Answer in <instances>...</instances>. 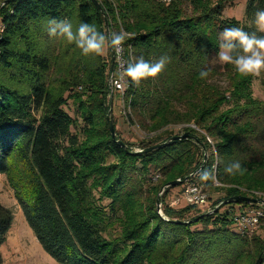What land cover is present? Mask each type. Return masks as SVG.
I'll return each mask as SVG.
<instances>
[{
	"label": "trees",
	"instance_id": "16d2710c",
	"mask_svg": "<svg viewBox=\"0 0 264 264\" xmlns=\"http://www.w3.org/2000/svg\"><path fill=\"white\" fill-rule=\"evenodd\" d=\"M165 2L103 0L99 8L92 0H10L0 6V174L39 244L59 264H254L264 248V218L246 234L232 224L237 211L257 203L231 201L208 215L197 206L162 203L170 189L195 183L210 190L208 201L216 195L212 206L251 196L260 197L264 210V99L253 96L251 75L211 64L219 32L255 31L254 13L264 0H247L243 21L224 17L223 1ZM104 14L109 22L117 18L119 27L109 32L133 34L123 47L125 62L169 57L157 77L139 86L128 81L126 120L147 134L132 143L116 130L113 138L107 126L106 103L116 92L108 82L110 57L85 56L48 33L51 19L107 33ZM60 56L63 71L53 80ZM205 67L210 75L201 79ZM212 75H223L227 86ZM69 100L75 117L66 109ZM178 125L179 132L170 129ZM184 133L189 136L150 152L136 151ZM236 161L246 171L225 173ZM205 171L212 173L207 179ZM176 179L181 183L159 194ZM12 221V211L0 204V246Z\"/></svg>",
	"mask_w": 264,
	"mask_h": 264
},
{
	"label": "clouds",
	"instance_id": "9594fccd",
	"mask_svg": "<svg viewBox=\"0 0 264 264\" xmlns=\"http://www.w3.org/2000/svg\"><path fill=\"white\" fill-rule=\"evenodd\" d=\"M252 23L255 31H245L242 27H225L218 34L219 47L216 56L219 62L234 66L236 72L241 76L259 77L264 72V9L254 13ZM48 33L50 36H61L67 42L75 44L83 55L94 54L102 56L109 49L115 52H122L127 40L134 38L133 34L124 30L119 32L99 31L95 25L81 22L75 29L70 21L55 20L49 21ZM169 57L161 56L155 62L145 60L143 56L133 57L122 65L120 79L126 87L128 81L139 86L141 80L157 77L166 67ZM211 69L205 67L199 71V77L206 79ZM225 173L235 175L243 174L246 171L239 161L233 162L224 169ZM212 175L205 171L203 178L207 179Z\"/></svg>",
	"mask_w": 264,
	"mask_h": 264
},
{
	"label": "rangeland",
	"instance_id": "374dc122",
	"mask_svg": "<svg viewBox=\"0 0 264 264\" xmlns=\"http://www.w3.org/2000/svg\"><path fill=\"white\" fill-rule=\"evenodd\" d=\"M102 1L103 0H97L100 7H101ZM112 1L114 2V0ZM162 1L165 2V0H162ZM169 1H166L165 3H168ZM210 1L211 3H214V4L217 2H222V1L225 2L223 16L227 18H235L239 21H243L244 16H245L247 0H210ZM1 5H3L2 0H0V6ZM182 7L183 8L185 7L188 13L191 12V9L188 3L184 2L182 4ZM115 15L118 16L117 11L115 12ZM104 18H106L107 20V27L104 22L105 30L106 31L108 30L107 32H109L113 28L119 27L118 24H116L115 22L117 20L115 16H114V19H111L110 22L108 21V17L106 16V14H104ZM55 55H57V53H55ZM67 55L68 54H66V56ZM110 55H111V49L105 52L104 54L105 59L107 60V58H109ZM69 57H71L70 54H69ZM58 58H59V65L56 64L55 71L52 76L53 80L58 79L59 73L60 72L62 73L63 71L62 70L63 64L61 61V56ZM211 64L213 66L223 65V63L219 62L217 56L212 57ZM58 66H60L59 70H58ZM219 69L221 72L223 71V68H219ZM108 78H109V75H108ZM211 79H214V81L221 87L227 86V81L223 75H220L219 77H215L212 75ZM54 83L58 84L59 81H54ZM252 91H253L254 97L264 99V72H262L259 77L252 76ZM75 106L76 105H74L71 100L68 101V104L66 106L68 113L73 117H75V112H74L76 108ZM106 106L108 107V109L111 108L110 120L113 124L114 130H116L125 140L130 141L132 143V141H137L147 136L146 132L142 131L137 125H131L129 122H127L126 114L130 112L129 105H128V102H126V99L120 96L119 93H116V92L113 93L112 98L109 96ZM78 123L80 124L81 121L78 120ZM190 126L195 127L194 125H190ZM180 128L181 126L179 125L170 127V129H173L174 132H179ZM73 131L76 132L77 134H80L79 129L75 128L73 129ZM215 185L218 186V184H215ZM202 186L204 189L207 190V188H205L204 185ZM181 190H182L181 187H175L173 189H170L167 193L164 194L163 196L164 200L162 201V203L163 204L166 203L169 206H171V202L176 197L180 196ZM207 192L210 193V190H207ZM215 198H216V195H213L209 203L203 206H199V207L197 206L198 210L202 211V213H205V209L209 205L212 206L210 202H213ZM0 204L9 208L13 213V221L8 231L7 238L5 242L0 246V252L2 255L1 264H59L53 258H51L49 254H47L43 250L37 238L35 237L34 233L32 232L31 228L26 223L22 210L13 194V189L10 187L7 181V178L4 174H0ZM185 205L186 204L183 201H181L175 207H182ZM259 206L262 207L261 205ZM233 209L235 210L236 207H234ZM160 212L162 213L161 209H160ZM254 231H258V226L254 229ZM262 264H264V259H263Z\"/></svg>",
	"mask_w": 264,
	"mask_h": 264
},
{
	"label": "built area",
	"instance_id": "2783aa9c",
	"mask_svg": "<svg viewBox=\"0 0 264 264\" xmlns=\"http://www.w3.org/2000/svg\"><path fill=\"white\" fill-rule=\"evenodd\" d=\"M168 1V0H165ZM0 30H2L0 28ZM115 52V51H114ZM122 52H115L114 63H115V71L112 73L111 85L112 89H114L120 96L123 97L124 91L126 87L124 86V81L120 79V74L122 71V65L125 63L124 58L122 56ZM208 142H211L210 138L207 137ZM214 184H218L216 180H214ZM209 193L206 189L203 188L200 184H187L182 190L180 196L176 197L172 202L171 206H176L181 201H183L186 205L193 206H203L209 203L208 201ZM258 205L255 207H246L242 210L237 211L233 215V228L241 234H246L252 232L259 224L262 218H264V210L261 203H257ZM212 210V206H208L205 209V212H210Z\"/></svg>",
	"mask_w": 264,
	"mask_h": 264
},
{
	"label": "water",
	"instance_id": "95a60500",
	"mask_svg": "<svg viewBox=\"0 0 264 264\" xmlns=\"http://www.w3.org/2000/svg\"><path fill=\"white\" fill-rule=\"evenodd\" d=\"M10 0H4L3 1V4L4 3H7L9 2ZM96 5L97 7L100 8V5L98 4L97 0H92ZM104 22H105V25L107 27V20L106 18H104ZM108 31V30H107ZM114 51L111 50V55H110V73H109V78H108V82H109V86H110V90L112 91V86H111V77H112V73H113V67H114ZM110 114H111V108L108 109V112H107V115H106V121H107V126H108V129L110 131V134L113 138H115V130H114V127H113V124L110 120ZM189 135L188 133H184L182 135H174L172 137H170L169 139H167L166 141H164L163 143H159V144H156V145H153V146H150V147H146L144 149H141V150H136L137 152H140V153H146V152H150L156 148H159V147H162L163 145H165L166 143L172 141V140H181V139H184V138H187ZM116 142L122 146V147H126V145L119 139L116 140ZM199 169H197L195 172L191 173L189 176H187L185 178V180H187L189 177L193 176ZM181 183V180L180 179H176L174 181H171V182H168L166 183L160 190L159 194H161L164 190V188L166 187H169V186H175L177 184ZM231 201H244V202H247V203H263L262 200H260L259 198H253V197H250V196H233V197H230V198H227L219 203H217L216 205L212 206V210L210 212H205L206 215L208 214H211L213 213L215 210H217L218 208H220L221 206L223 205H226L228 204L229 202ZM157 211L160 215H162V213L160 212V203L158 202L157 203ZM196 220V219H195ZM170 222L172 223H189L190 221H180V220H170ZM264 254V248L262 249V251L259 253L256 261L254 264H259L260 261H261V258Z\"/></svg>",
	"mask_w": 264,
	"mask_h": 264
}]
</instances>
